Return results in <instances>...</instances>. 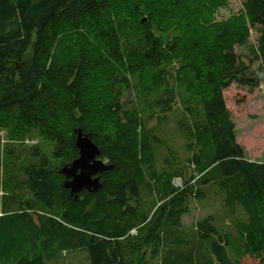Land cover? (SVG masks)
I'll return each instance as SVG.
<instances>
[{"label": "trees", "instance_id": "1", "mask_svg": "<svg viewBox=\"0 0 264 264\" xmlns=\"http://www.w3.org/2000/svg\"><path fill=\"white\" fill-rule=\"evenodd\" d=\"M186 2L174 4V19L189 16L180 24L188 26V38L176 34L164 44L150 14L137 21L138 0H0V127L16 130L18 138L36 130L60 161L52 164L34 147L19 178L13 173L4 185L18 196L24 185L32 199L0 211V264H46L41 250L56 243L87 249L91 264H148L147 254L160 257L155 264H232L230 239L211 216L182 227L189 199L204 198L210 185L222 192L229 212L243 209L245 220L233 223L242 252L264 264V162L245 157L223 95L233 81L243 82L248 68L234 50L248 39L247 21L260 27L255 74L264 75V0H246L244 13L201 31L198 23L207 16ZM113 7L131 9L132 23L125 13L123 23L109 20ZM83 26L92 34L86 37ZM60 44L68 52L61 54ZM173 61L187 94L177 126L190 173L170 149L157 168L153 146L162 141L147 125L154 113L158 122L165 119L178 96L165 67ZM133 90L145 96L149 117L123 100ZM194 100L203 117L191 107ZM76 127L92 133L100 158L113 168L100 174L98 191L74 196L59 168L77 156Z\"/></svg>", "mask_w": 264, "mask_h": 264}, {"label": "rangeland", "instance_id": "2", "mask_svg": "<svg viewBox=\"0 0 264 264\" xmlns=\"http://www.w3.org/2000/svg\"><path fill=\"white\" fill-rule=\"evenodd\" d=\"M181 0H138V6L142 11L141 16H137V21H145L150 14L154 21V31L160 37L162 42L166 44L173 40L174 35L186 34L185 26L180 29V24H186L187 19H174L176 15L174 4ZM246 0H187L186 4L194 10H198L200 15L207 16L206 22L199 25L200 31L205 30L208 23L212 21H219L227 19L232 16H237L244 13L243 4ZM186 8V9H187ZM108 19L112 21H120L124 13L127 15L126 20L130 23L135 14L131 9L118 7L108 10ZM117 14V15H116ZM184 14L182 11L181 16ZM124 17V15L122 16ZM249 36L244 44H236L234 50L241 60L248 66L247 70L241 77H255L257 82L254 85L241 81H233L228 87L223 90L226 106L229 110L232 121L235 126V133L237 142L242 146L245 157L250 160L264 162V75L256 77L255 71L259 68L261 61L256 59L258 39L260 27L253 25L247 21ZM86 37L92 34L91 27L83 26ZM67 31V30H64ZM125 32L129 35L132 34L133 29L125 27ZM69 35H75L79 32L69 31ZM63 44L57 46V50L61 54L68 52ZM167 71L172 73L168 77L170 86H175L178 96L172 105V110L166 114V118L158 122L157 114L149 117L147 105L145 104L146 98L142 96L137 90L128 93L124 96L123 100L126 104L135 102L137 107L143 110L144 117H149L148 127H155L158 137L161 139V144L153 146L155 154V163L158 169L164 166V160L167 158L169 149L176 155L178 165L184 166L186 172L190 173L191 170L184 163L189 152L184 146L185 139L179 133L177 126L179 119L182 117L184 111V103L181 100L187 97L185 86L177 82L174 78L178 63L173 61L170 66H165ZM240 77V78H241ZM149 99V97H148ZM129 102L127 103V101ZM194 112L201 104L199 101L194 100L191 103ZM13 125H15L13 121ZM16 130L8 129L7 127H0V211L5 210L7 207L11 208L17 206L19 201H31V195L28 190L20 185L19 193L16 195L9 190L3 189L7 181L11 180L12 174L20 170V168L32 161L31 152L34 147H38L45 153L52 164H59V160L53 156L54 144L44 139L36 130H26V134L21 137H15ZM17 170V171H14ZM6 175L10 178L6 179ZM16 178L18 173L15 174ZM20 175V182L22 181ZM180 178L174 179L176 184L180 183ZM205 197L202 199L190 198L188 201L189 210L181 218L182 227L184 230H190L194 227L195 222L207 216L213 218L215 226L222 233L227 234L230 239V246L227 248V257L232 264H255L253 257L244 255L241 249V239L236 236L233 223L235 219L245 220L246 215L241 207H236L234 213L228 211L223 204V194L214 185L205 187ZM4 195V196H3ZM34 211L41 212L39 206H33ZM205 251V248L202 249ZM46 264H91L89 253L85 248H64L58 243L52 248L41 250ZM148 264H155L159 261L160 257H149L147 254Z\"/></svg>", "mask_w": 264, "mask_h": 264}, {"label": "water", "instance_id": "3", "mask_svg": "<svg viewBox=\"0 0 264 264\" xmlns=\"http://www.w3.org/2000/svg\"><path fill=\"white\" fill-rule=\"evenodd\" d=\"M245 83H253L255 77H241ZM75 148L77 156L64 163L59 172L64 175V187L70 195H77L83 190L96 192L102 187L100 174L113 168L104 159L100 158L101 149L93 141L92 133L84 132L82 128H74Z\"/></svg>", "mask_w": 264, "mask_h": 264}, {"label": "built area", "instance_id": "4", "mask_svg": "<svg viewBox=\"0 0 264 264\" xmlns=\"http://www.w3.org/2000/svg\"><path fill=\"white\" fill-rule=\"evenodd\" d=\"M175 184H176V183H175ZM176 185H181V181H180L179 184H176ZM131 233H132V234L136 233L135 229L131 230Z\"/></svg>", "mask_w": 264, "mask_h": 264}]
</instances>
